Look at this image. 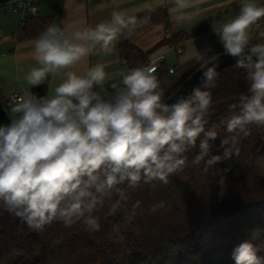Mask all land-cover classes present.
Returning a JSON list of instances; mask_svg holds the SVG:
<instances>
[{
	"label": "clouds",
	"instance_id": "obj_1",
	"mask_svg": "<svg viewBox=\"0 0 264 264\" xmlns=\"http://www.w3.org/2000/svg\"><path fill=\"white\" fill-rule=\"evenodd\" d=\"M173 19L188 22L197 14L188 12L191 0H173ZM35 11V9H33ZM264 18V5L241 0L239 14L221 25L217 35L222 55L236 59L235 67L246 70L247 94L238 99L239 114L227 131L248 135L247 125L264 126V42H252L251 29ZM134 14L113 11L109 20L94 27L72 31L50 24L33 45L35 66L23 79L32 89L52 77L60 83L43 97L31 91L13 97L10 123L0 125V209L11 214L32 232H43L55 221L68 227L83 219L88 231H99V218L91 213L112 201L114 215L126 199L125 188L169 183L171 176L188 166L187 153L197 147L191 163L203 171L239 156L237 138L221 141L223 155L209 158V141L215 131H205L211 89L219 77V56L201 63V85L173 103L165 93L156 68L143 65L121 73L120 83L110 85L113 93L102 95L107 79L105 65L95 63L79 73L75 67L99 46L108 54L122 35H130L146 23ZM264 37V33H261ZM208 51H211L209 49ZM100 90H95V89ZM107 96V98H106ZM223 187L224 178L219 181ZM136 201L133 210L140 207ZM164 207L155 204L152 211ZM235 264H264V257L249 242L233 252Z\"/></svg>",
	"mask_w": 264,
	"mask_h": 264
},
{
	"label": "trees",
	"instance_id": "obj_2",
	"mask_svg": "<svg viewBox=\"0 0 264 264\" xmlns=\"http://www.w3.org/2000/svg\"><path fill=\"white\" fill-rule=\"evenodd\" d=\"M213 19L199 28L206 34ZM52 24L51 18L28 17L21 25L19 40H35ZM186 33L171 39L178 45ZM122 56L129 61L146 63L149 57L121 37ZM222 48L204 52L207 60ZM195 58L179 65L169 76L160 78L166 101L201 67ZM246 70L229 66L219 72L216 87L211 89L212 104L205 119V131H215L209 141V158L223 155L221 141L235 136L239 156L222 160L207 173L203 162L193 165L197 147L188 155L185 170L169 178V183L143 181L135 188H125L126 199L114 215L112 201H105L91 213L99 218V231H88L83 219L66 227L55 221L43 232L30 231L18 218L0 211V264H235L234 250L244 242L264 257V126H245L248 135L237 129L227 131L229 120L239 114L238 99L247 94ZM48 81L33 91L43 96ZM10 114L7 98L0 95ZM224 178L223 187L219 181ZM136 201L140 207L133 210ZM164 207L153 212L155 204Z\"/></svg>",
	"mask_w": 264,
	"mask_h": 264
},
{
	"label": "crops",
	"instance_id": "obj_3",
	"mask_svg": "<svg viewBox=\"0 0 264 264\" xmlns=\"http://www.w3.org/2000/svg\"><path fill=\"white\" fill-rule=\"evenodd\" d=\"M191 2L192 7L187 11L197 14L191 21L182 23H176L173 19L174 13L171 11L174 7L173 0H37L36 17L51 18L52 24L68 29L70 34L74 30L94 27L100 22L109 20L113 11L134 14L138 19L147 22L138 25L130 35L125 30V35L121 37L141 50L147 55V58L160 51L167 52L166 60L171 51H174L177 56L183 55L190 43H192V47L202 49L204 52L209 49L214 50V47L215 49L222 48L217 32L222 24L239 14L241 0H191ZM258 4L264 5L263 3ZM208 19H213L211 28L206 34H200L198 28ZM257 23H259V27L251 29L252 42L254 43L261 42L263 38L261 33H264V18H261ZM21 25L22 13L13 11L12 4L5 12H0V95L8 98L14 92L23 94L25 91H31L37 97H43L51 93L60 83L62 77L50 78L48 88L43 96L36 94L33 91L34 88L30 89L26 85L23 77L27 70L35 66L36 63L32 55L35 40H19ZM180 33H186L188 38L185 42L180 43L183 46V52L178 54L175 49L171 48L174 44L170 41ZM121 37L110 53H102L97 46L93 53L74 69L83 73L90 65L103 63L107 79L103 85L102 95L107 93L110 96L113 93L110 85L114 82L120 83L122 72L145 64L133 63L122 56ZM191 59L181 62L179 58L176 60L173 57L164 66L165 71L171 74L169 73L170 67L182 65ZM162 68L157 73L158 79L163 77ZM12 106L13 103L9 106L11 116L13 115L11 113Z\"/></svg>",
	"mask_w": 264,
	"mask_h": 264
},
{
	"label": "built area",
	"instance_id": "obj_4",
	"mask_svg": "<svg viewBox=\"0 0 264 264\" xmlns=\"http://www.w3.org/2000/svg\"><path fill=\"white\" fill-rule=\"evenodd\" d=\"M36 2L37 0H0V12H5L7 9H9L10 4H12L13 11L22 13V24H24L29 16L37 15L38 10H37ZM257 2L264 4V0H257ZM33 9H35V11H33ZM258 27H259V23L254 25L252 29H257ZM261 42H264V37L261 39ZM171 48L175 49L178 54H181L183 52V46L181 44L172 45ZM166 54H167L166 51L157 52L151 55L144 65H152L153 67H155L156 68L155 74L157 75V73L162 68L164 61L166 60ZM178 67L179 65L170 67L169 73L171 74L175 73ZM18 95H22V94L14 92L9 95V97L7 98L9 106L13 103V97ZM0 211L3 210L1 209Z\"/></svg>",
	"mask_w": 264,
	"mask_h": 264
},
{
	"label": "water",
	"instance_id": "obj_5",
	"mask_svg": "<svg viewBox=\"0 0 264 264\" xmlns=\"http://www.w3.org/2000/svg\"><path fill=\"white\" fill-rule=\"evenodd\" d=\"M221 55L219 56V65L217 67V71L220 72L221 70L233 66L236 63V59L229 56V55ZM201 76L202 71L201 67L196 70L179 88L178 90L172 94L165 102L173 103L178 96L184 95L187 96L193 90V88L201 85ZM11 115L7 112L4 108L2 101L0 99V125H4L10 123Z\"/></svg>",
	"mask_w": 264,
	"mask_h": 264
},
{
	"label": "rangeland",
	"instance_id": "obj_6",
	"mask_svg": "<svg viewBox=\"0 0 264 264\" xmlns=\"http://www.w3.org/2000/svg\"><path fill=\"white\" fill-rule=\"evenodd\" d=\"M196 34L200 35L198 32H196ZM197 37H199V36H197ZM191 45H192V43L187 45L186 52L183 55L181 54V55L177 56L174 51H171L168 54V56H167L168 58H167L166 61H164V63H163L164 65H163V68L161 70V73H162L163 77L164 76H169V74L165 71L164 66H166L169 63V60L171 58L174 57L176 60L179 58V61L182 62L183 60H187V59H191V58L193 59V58L197 57L199 54H202L204 52L202 49H198V48L192 47ZM214 49H215V47H214ZM206 51H208V50H206ZM176 56H177V58H176ZM176 63H177V61H176Z\"/></svg>",
	"mask_w": 264,
	"mask_h": 264
}]
</instances>
